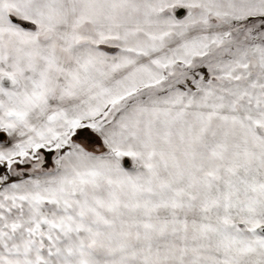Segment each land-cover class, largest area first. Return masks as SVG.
<instances>
[{"label": "snow or ice", "instance_id": "1", "mask_svg": "<svg viewBox=\"0 0 264 264\" xmlns=\"http://www.w3.org/2000/svg\"><path fill=\"white\" fill-rule=\"evenodd\" d=\"M0 264H264V0H0Z\"/></svg>", "mask_w": 264, "mask_h": 264}]
</instances>
